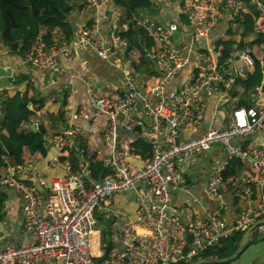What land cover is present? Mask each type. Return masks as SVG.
<instances>
[{
	"label": "built area",
	"instance_id": "1",
	"mask_svg": "<svg viewBox=\"0 0 264 264\" xmlns=\"http://www.w3.org/2000/svg\"><path fill=\"white\" fill-rule=\"evenodd\" d=\"M244 1L183 0L182 12L191 32L189 47L182 46V40L174 37L179 28L177 21L159 22L154 16L144 14L132 16V21L157 42L158 47L147 53L159 73L154 74V84L145 91H140L129 76L126 89L119 97L100 95L93 87H87L86 112L106 118L102 139L111 154L102 161L108 173L88 184L91 170L85 148L78 152L75 167L61 159L67 146L80 137L72 124L49 140L42 135L49 149L56 150L49 163L63 169L64 177L47 178L35 166V155L7 164L0 171V187L21 193L23 227L34 240L0 246V264H186L201 258L202 251L217 247L221 238L239 229L245 230L264 215V194L255 207L240 208L230 223L220 216L196 217L185 223L176 209L169 208L172 193L186 180L184 170L177 162L186 158L188 165L195 156L213 145L222 146L228 159L247 162L250 167L247 176L253 175L257 184L264 188V148H246L234 141L235 137L250 136L264 127V92L255 104L235 106L231 112L226 111L229 119L226 127L212 125L195 137L179 138L181 126L186 123L197 125L203 120L209 98H221L237 76H244L245 68L254 66L251 49L247 46L231 50L226 65L218 64L217 51L212 45L190 48L197 38L207 37L223 16L242 17ZM247 1L259 12L256 31H264V0ZM79 2L88 12L101 4V0ZM121 13V9L116 8L117 20L121 19ZM120 22V27L126 25ZM116 27L106 39L99 31L96 19L90 18L79 30L73 46L68 41L58 40L48 44L38 35L24 56L30 67L50 75L64 72L59 56L71 59L74 47L120 63L130 42ZM192 57L194 65L181 90L168 92L165 85L190 65ZM236 60L241 64L235 65ZM3 98L0 94V103ZM138 100L148 119L142 134L149 149L141 166L129 161L127 154L118 148L117 134L119 123L125 130H133L129 114ZM27 107L33 108L31 103ZM241 111L246 120L244 125L238 122L237 114ZM121 115L124 119L119 121ZM29 122L34 127L41 123L38 119ZM221 171L216 169L207 185L208 192L216 197H221L238 182L234 176L223 179ZM130 189H136L135 219L120 226L117 244L108 246L104 252L94 240L97 231L95 212L111 211L112 197Z\"/></svg>",
	"mask_w": 264,
	"mask_h": 264
},
{
	"label": "crops",
	"instance_id": "2",
	"mask_svg": "<svg viewBox=\"0 0 264 264\" xmlns=\"http://www.w3.org/2000/svg\"><path fill=\"white\" fill-rule=\"evenodd\" d=\"M152 1L156 10L155 15H144L154 16L159 22L169 20L177 21L179 28L174 34V37L175 39L182 40V46L186 45V47H189L191 32L188 21H182V18L186 16L182 12L183 0ZM100 3L93 12H88L81 6L75 8L72 12L69 21L73 25L74 32L72 39L68 41L71 46H73L79 30L88 24L90 18L96 19L98 29L106 39H108L109 33L117 28L116 26H118L119 30L129 31L130 22H122L126 25L120 27V19L117 20L114 15L116 8L121 9V14L123 15L124 8L119 0H101ZM243 17L246 19L253 18L246 7L244 9V6L241 18ZM229 21L230 18L228 15L223 16L212 28L207 37L197 38L193 41L190 48L195 49V47H201L207 44L214 46L218 39L224 37L230 24ZM54 33L58 34V31H54ZM262 34H264V31H262ZM145 54H148L147 51H145ZM145 54L137 52L131 47L125 51L120 63H118L112 60L110 61V59H102L95 53H88L78 47H74L71 59L66 60L64 57L59 56V60L65 68L64 72L60 75H50L47 72L30 67L24 55L10 52L9 48L3 46L0 40V94L4 95L2 101L8 96H13L16 92H23L30 82L37 98L48 96L49 101H60L59 103H63L64 105L65 114L58 124H54L51 119H45L41 116L42 112L48 115L46 110L48 104H44L39 110L27 107L33 112V115L21 120L17 127L19 130L25 129L27 137L24 139L29 141L33 137V133H38V127L40 125L47 127L48 131L43 135L49 140L62 128L68 124H72L79 132L80 137L78 138L85 141L84 146L80 149H86V158L88 159V153L90 152L94 153L102 161L104 157H108L111 154L110 148L102 139L106 118L102 115H90L86 112L88 100L87 87H93L94 91L100 95L119 97L122 91L126 89L127 79L130 76L134 79V84L140 91L147 90L154 84V74L159 73V70L152 60L154 68L150 73H142L140 71L142 64L141 58ZM191 59L190 65L181 71L175 79L165 85V89L168 92L181 90L183 82L186 80L191 67L194 65L193 57ZM240 64L241 62L236 60L235 65ZM150 79L153 81L152 83ZM227 91L225 90L221 98L214 96L208 99V106L204 118L199 124L193 125L186 123L180 127V140L195 137L212 125L217 128H224L228 125L229 119L226 111L231 112V109L235 106L246 104H238L236 102L237 99L230 97ZM262 93L263 91L261 90H255L251 97L247 98L246 96L244 99L249 100V104L253 105L261 98ZM242 98V95L238 96L239 100ZM229 105H231V109H228ZM2 109L4 110L5 108L0 103V118H2ZM129 116L132 120L133 130H125L123 125L119 123L117 130L118 148L127 154L126 157L129 161L141 166V160L147 156V153L142 155L131 152L133 149L132 143L137 138H141L147 142L142 132H144L148 125V119L143 115L140 100L135 103L134 110ZM59 118L61 117L59 116ZM30 119H38L41 123L38 127H34L30 124ZM118 119L122 121L124 117L121 115ZM29 131L32 133L28 134ZM1 133L9 134L6 127H2ZM78 138H75L73 141ZM234 141L241 143L246 148L253 146L264 148V127L258 129L250 136L235 137ZM45 143L47 144L45 157H40L36 153L31 154L36 156L34 158L35 166L41 169L47 178L52 176L64 177L66 172L63 169L49 163V158L56 153V150L49 149L47 141ZM80 149H78V152ZM66 154H68V149L61 155L65 156ZM228 160L226 150L220 145H213L195 156L188 165L186 164V158L177 162V165L184 170L186 180L182 187L172 193L169 208L176 209L183 222L190 223L196 217L208 219L214 216H220L227 223H230L240 208L255 207L258 204L264 194V188L257 184L253 175H250V177L247 176V172H250V167L245 161L240 162L247 167L246 170L243 174L234 176L238 182L224 191L221 197H216L208 192L207 185L210 177L216 169L222 170ZM13 163L14 161L6 160L5 164L0 166V171L7 164ZM94 180L91 174L87 182L91 184ZM0 192L5 194L3 206L0 210V216L2 217L0 220V232L2 234H8L11 231H17L20 234L13 243L7 244L6 241H3L2 244H4L0 246L25 244L26 242L34 240V237L23 227L21 193L15 189L4 187H0ZM135 192L136 189H130L126 192L117 193L112 197V208L109 212H112L113 219H107V214L103 213L106 211L95 212L97 231L95 232L94 240L104 252L108 246L117 244L120 226L135 219ZM261 218H264V215L255 221ZM256 227L259 234L257 233L251 238L252 232L250 233L244 250L237 258L231 260L233 261L231 264H264V223Z\"/></svg>",
	"mask_w": 264,
	"mask_h": 264
},
{
	"label": "trees",
	"instance_id": "3",
	"mask_svg": "<svg viewBox=\"0 0 264 264\" xmlns=\"http://www.w3.org/2000/svg\"><path fill=\"white\" fill-rule=\"evenodd\" d=\"M124 11L121 17L122 22H130L129 31H122V36L126 37L130 46L137 52L144 53L151 48H157L155 39L149 37L140 26L132 21V16L142 14L155 15L156 10L152 0H119ZM80 6L79 0H0V40L3 46L8 47L10 52L25 55L33 44L36 36L40 35L46 43L54 40L70 41L73 37V25L69 17L75 8ZM244 9L251 13L250 19L235 17L230 18L229 26L224 37L218 39L214 48L217 51V62L219 65H226L229 52L233 49H241L245 46L251 49V55L254 59V66L246 68L244 76H237L227 93L230 97L236 98L237 103L249 106V100L253 91L261 90L264 92V34L255 29L256 20L259 12L249 1L243 2ZM182 21L187 22L186 16ZM233 25V26H232ZM54 31H58L55 34ZM58 37V38H56ZM255 47L262 50V56L255 54ZM140 71L150 73L154 68L151 57L147 54L141 58ZM150 82L152 83L153 81ZM31 83L25 87L23 92H16L13 96H8L1 105L2 118H0V166L5 164L6 160L21 162L27 159L31 154H38L45 157L47 153V144L42 137L48 129L44 125L38 127V133H33V137L26 141L25 129H17L21 120L27 119L33 115L27 108L31 103L33 108L39 110L44 104H48L46 109L48 116L54 124H58L65 114L63 103L49 101L45 96L37 98L31 94ZM242 95V99L238 96ZM65 104V103H64ZM59 116L61 118H59ZM2 127L8 129L9 134L1 133ZM28 129V128H27ZM29 130V129H28ZM32 132L29 131L28 134ZM40 135V136H39ZM85 141L81 138L76 139L67 146L68 154L61 156L62 160L69 161L73 167L78 161V149L83 147ZM132 153L145 155L149 145L141 138L134 140ZM88 161L92 171V177L96 180L105 176L108 171L103 166L102 161L94 153H88ZM247 167L239 159H229L221 171L223 179L244 173ZM5 194L0 192V210L3 206ZM0 216V220H1ZM245 230H237L233 234L221 238L217 247H211L201 252L199 257L204 258H222L231 255L238 247ZM196 259V258H195ZM233 261L212 262L208 264H231Z\"/></svg>",
	"mask_w": 264,
	"mask_h": 264
},
{
	"label": "water",
	"instance_id": "4",
	"mask_svg": "<svg viewBox=\"0 0 264 264\" xmlns=\"http://www.w3.org/2000/svg\"><path fill=\"white\" fill-rule=\"evenodd\" d=\"M262 223H264V218H261V219L255 221L254 223H252L251 225H249L246 228V231H245L237 249L231 255H229L227 257H223V258H200V259L191 261V262L186 263V264H208V263H212V262H227V261H231V260L237 258L239 256V254L244 250V248L248 242V238H249L250 233L253 231V229L257 225L262 224ZM1 226H2V224H1Z\"/></svg>",
	"mask_w": 264,
	"mask_h": 264
},
{
	"label": "rangeland",
	"instance_id": "5",
	"mask_svg": "<svg viewBox=\"0 0 264 264\" xmlns=\"http://www.w3.org/2000/svg\"><path fill=\"white\" fill-rule=\"evenodd\" d=\"M121 21V20H120ZM255 54H257V56L258 57H261L262 56V50L259 48V47H255ZM237 59V58H236ZM238 62H240L239 60H238ZM30 92H31V94H34V92H33V89H32V87H31V89H30ZM35 95V94H34ZM46 99H49L48 98V96H46ZM55 102H60V101H58V100H56ZM228 109H231V105H229L228 106ZM41 116H43L45 119H50L51 117H49L48 115H46V114H44L43 112H42V115ZM103 213H105V214H107V219L108 220H111V219H113V214H112V212H103ZM258 233V231H257V227H255L254 229H253V231H252V233H251V238L252 237H254V235H256ZM259 234V233H258ZM20 234H19V232H17V231H11L10 233H8V234H2L1 232H0V245H3L2 244V242L3 241H6V243L7 244H10V243H13L14 241H15V239L19 236Z\"/></svg>",
	"mask_w": 264,
	"mask_h": 264
},
{
	"label": "clouds",
	"instance_id": "6",
	"mask_svg": "<svg viewBox=\"0 0 264 264\" xmlns=\"http://www.w3.org/2000/svg\"><path fill=\"white\" fill-rule=\"evenodd\" d=\"M238 115V117H239V124L240 125H244L245 123H246V120H245V118H244V113H243V111H241L240 113H238L237 114Z\"/></svg>",
	"mask_w": 264,
	"mask_h": 264
}]
</instances>
